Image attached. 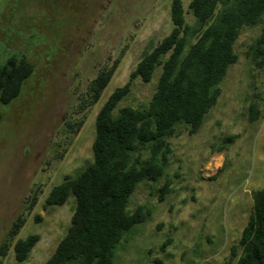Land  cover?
<instances>
[{"label":"rangeland","instance_id":"374dc122","mask_svg":"<svg viewBox=\"0 0 264 264\" xmlns=\"http://www.w3.org/2000/svg\"><path fill=\"white\" fill-rule=\"evenodd\" d=\"M189 1L183 5L193 23ZM263 25L241 29L238 59L220 83L216 105L196 133L176 127L164 174L140 182L131 194L128 208L144 205L150 215L129 231L114 264H221L229 258L253 193L264 187V64L257 65L250 48ZM171 27L170 0H0V65L12 55L34 65L20 94L0 101V243L19 214L26 220L12 243L39 235L26 260L18 261L11 246L0 264H43L50 256L75 201L69 195L62 205H45L48 191L92 161L98 109ZM118 57L100 98L80 110L88 82ZM160 71L157 66L149 82L136 77L117 108L146 104ZM251 105L258 110L254 120ZM80 118L82 126L72 133L67 122ZM166 180L170 191L160 200Z\"/></svg>","mask_w":264,"mask_h":264},{"label":"trees","instance_id":"16d2710c","mask_svg":"<svg viewBox=\"0 0 264 264\" xmlns=\"http://www.w3.org/2000/svg\"><path fill=\"white\" fill-rule=\"evenodd\" d=\"M188 9L193 23L186 20L183 0H170V31L159 42L149 44L128 80L113 89L96 113L92 161L74 175H65L48 191L45 205H62L69 195L75 203L65 234L43 264H114L129 231L150 215L144 205L128 208L131 194L140 182L158 180L164 174L171 153L168 138L179 124L189 134L202 126L218 101L229 66L238 59L235 42L241 29L264 22V0H190ZM250 48L257 65L263 66L264 25ZM119 60L98 69L87 84L80 110L100 98ZM157 66L161 71L148 102L117 108L133 80L139 77L149 82ZM33 71L34 65L25 55H12L1 64L0 101L9 103L16 98ZM257 115L256 105H251L250 119ZM83 121L69 120L67 125L76 133ZM169 191L166 180L158 188V198ZM36 200L35 193L28 208ZM25 220L19 214L12 221L0 243L1 257L12 246L18 261L27 259L39 235L31 233L12 243ZM221 264H264V187L254 191L253 207L238 242Z\"/></svg>","mask_w":264,"mask_h":264}]
</instances>
